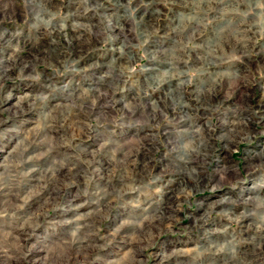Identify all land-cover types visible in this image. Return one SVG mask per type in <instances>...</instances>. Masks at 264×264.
<instances>
[{
	"label": "rangeland",
	"instance_id": "374dc122",
	"mask_svg": "<svg viewBox=\"0 0 264 264\" xmlns=\"http://www.w3.org/2000/svg\"><path fill=\"white\" fill-rule=\"evenodd\" d=\"M0 264H264V0H0Z\"/></svg>",
	"mask_w": 264,
	"mask_h": 264
}]
</instances>
